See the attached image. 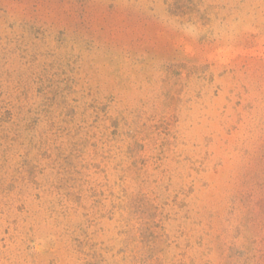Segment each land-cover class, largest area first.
<instances>
[{
	"label": "rangeland",
	"instance_id": "rangeland-1",
	"mask_svg": "<svg viewBox=\"0 0 264 264\" xmlns=\"http://www.w3.org/2000/svg\"><path fill=\"white\" fill-rule=\"evenodd\" d=\"M0 264H264V0H0Z\"/></svg>",
	"mask_w": 264,
	"mask_h": 264
}]
</instances>
